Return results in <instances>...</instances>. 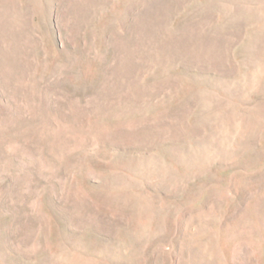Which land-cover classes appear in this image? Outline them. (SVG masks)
<instances>
[{"label":"rangeland","instance_id":"obj_1","mask_svg":"<svg viewBox=\"0 0 264 264\" xmlns=\"http://www.w3.org/2000/svg\"><path fill=\"white\" fill-rule=\"evenodd\" d=\"M0 264H264V0H0Z\"/></svg>","mask_w":264,"mask_h":264}]
</instances>
